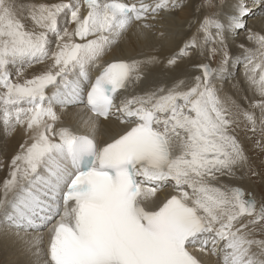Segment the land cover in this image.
<instances>
[{"label": "snow or ice", "instance_id": "1", "mask_svg": "<svg viewBox=\"0 0 264 264\" xmlns=\"http://www.w3.org/2000/svg\"><path fill=\"white\" fill-rule=\"evenodd\" d=\"M181 7L0 0V127L24 137L0 182V229L20 239L40 233L24 240L34 264H205L203 256L264 264V201L229 183L237 170L256 175L238 129L264 151V35L248 29L250 10L241 4L227 19L204 16L168 58L169 68L186 57L218 58L216 68L201 62L191 82L137 93L159 58L107 59L134 24L137 40H147L162 13ZM240 31L256 48L240 45L244 55L233 60L226 37ZM230 62L243 64L259 97L248 108L214 83ZM69 107L90 114L85 133L64 126L60 113ZM101 119L122 128L103 144Z\"/></svg>", "mask_w": 264, "mask_h": 264}, {"label": "bare ground", "instance_id": "2", "mask_svg": "<svg viewBox=\"0 0 264 264\" xmlns=\"http://www.w3.org/2000/svg\"><path fill=\"white\" fill-rule=\"evenodd\" d=\"M247 1L248 0H230L228 3L222 5L220 15L216 17L227 19L229 14L235 13L238 10V7L241 4H244L251 12V14L245 18L247 27L252 30L258 31V33L261 32L264 35V8L259 5L261 0H256L253 4H251L253 0H251L249 3ZM17 2L27 5L31 3H56L60 2V0H17ZM65 2H67V0H65ZM180 3L182 7L178 8L177 12L173 13V11H171L169 13L161 14V17L154 22L156 24V28L153 32L148 34L147 40H137V26L134 24L127 35L113 46L109 56L107 57V59L109 60L143 59L148 55H154L159 58L160 62L157 65L152 66L145 71L142 81L135 88V91L137 93H143L146 89L155 88L156 86H170L177 79H185L188 82H191L194 76L200 74L198 65L201 62L209 63V60L205 59L204 57L194 56L191 58L186 57L179 60L178 67L169 68L167 66L168 58L176 55L179 52L180 48L183 47L185 41L191 38L192 35L196 32L199 21L204 17V11L203 8L200 7V3L198 4L200 11H196L199 10L198 8L196 9V0H181ZM256 5L259 6L256 7ZM255 12H257V14H255ZM24 23L27 27H32L30 20H25ZM161 31L164 33L163 38H161L159 35ZM244 32L245 31H240L238 34H228L227 40H229L230 42H234L235 39H239V36L241 37L242 33ZM237 42L240 44L242 43L244 46H246L245 48H247L248 46L245 41L237 40L235 44H237ZM251 47L256 48V45H249V48ZM234 48L237 49H235L233 53L235 55L239 54L240 52L238 51L240 49L238 50L237 45ZM240 55L238 57L236 56L233 60H235L236 58L242 59ZM242 66L243 64L235 65L233 63H231V66H227L229 70H227V72L225 73V78L228 77V80H230V78H235L236 83L233 80V82L235 83L234 90L227 87V84L226 87L221 85L223 79H215L214 83L217 89L220 90V94L222 96H230L234 100H236V102L243 108H248L249 102L258 100V96L256 95L254 97L253 95H250L252 97L251 99H247V97H245V93L243 92L245 91V88H249V85L248 83H246V81L244 84L243 80L241 79L243 78L241 77L240 73V71H243ZM40 67L42 66H38L37 70ZM216 67L217 66H215L214 68ZM234 69L236 70L235 77L232 76ZM247 93L249 92L247 91ZM255 111L258 116L259 110L257 109ZM60 115L64 126L71 127L74 131L82 134L87 131V129L83 125V121L87 120L90 114H88L82 107H69L61 112ZM97 124L98 128L96 139L100 143H104L117 132L122 130L121 126H119L115 122H106L103 120H99ZM23 139L24 137L22 136L21 132L17 131L9 135L5 134L3 128L0 127V182H2L6 178L8 163L10 162L11 157L18 150V147L23 142ZM241 141L244 144V141ZM243 146L245 147V145ZM245 172H242L239 175H237L236 173L235 177L232 178V180H230L229 182L233 186L240 187L242 190H244L245 194H247L250 193L253 188H251L252 184L248 182V178L245 177ZM167 194V192L161 193L159 195V199L163 200ZM253 196L254 194H249L247 195V198L250 197L254 199ZM39 235V232L31 231L30 234L25 235L23 239H20L12 232H6L3 229H0V257L5 259V262H7L6 264H34L37 258L32 256L25 250L26 246L24 244V240H32L34 237H37ZM47 240V231L43 230V242L40 247L45 250L47 246ZM40 259L41 261H43L44 257L41 256ZM202 259L206 264H216V257L203 256Z\"/></svg>", "mask_w": 264, "mask_h": 264}, {"label": "rangeland", "instance_id": "3", "mask_svg": "<svg viewBox=\"0 0 264 264\" xmlns=\"http://www.w3.org/2000/svg\"><path fill=\"white\" fill-rule=\"evenodd\" d=\"M181 1V0H180ZM230 1V0H229ZM228 0H216V2H215V0H211V4H212V6L211 7H208L207 6V4H208V0H203V1H201V0H196V3H197V6H196V9L198 8L199 10H196L197 12L198 11H200V8H199V6H198V4L200 5V7H202L203 8V11H204V16H206V15H213V16H218V15H220V13H221V7H222V5L223 4H225V3H228L229 2ZM251 0H248L247 2L249 3ZM256 0H253V2L251 3V4H253L254 2H255ZM216 3V4H215ZM256 8V7H255ZM177 10H178V8L176 9V10H173V13H175V12H177ZM216 12H215V11ZM220 10V11H219ZM218 12V13H217ZM206 13V14H205ZM248 29H250V28H248ZM250 30H252V29H250ZM252 31H256V30H252ZM257 33H258V31H256ZM259 34H262L261 32H259ZM263 35V34H262ZM236 37V36H235ZM235 39V38H234ZM233 39V40H234ZM237 40H241V41H245V43L246 44H248V46H247V48L248 49H252V50H255V47H251V48H249V45L250 46H255V44H253L252 42H250V41H248V39H247V32L245 31L244 33H242V36L240 37L239 36V39L238 38H236L235 39V41L234 42H230L229 40H227V37H226V43H227V47H228V51H229V53H230V55L232 56V58L234 59L236 56L238 57L240 54H242V55H244V51H243V48H245L246 46H244L242 43L240 44V43H238L237 42V44H235V42L237 41ZM237 45V47H238V52H240L239 54H234L233 52L235 51V49H237V48H234L235 46ZM240 45H243V48H240ZM234 46V47H233ZM232 49V50H231ZM237 51V50H236ZM242 55H240L241 57H243ZM209 63H211V66L214 68L215 66H218V58L217 59H214V60H212V61H209ZM228 66H231V62L229 63V65ZM243 67V66H242ZM235 68V67H234ZM241 69V68H240ZM227 70H229L228 68H227ZM242 70L243 71H240V73H241V77H243L244 78V69L242 68ZM235 72H236V70L234 69L233 70V74H232V76H234L235 77ZM243 72V73H242ZM228 78V77H227ZM227 78H223V80H222V83H221V85H223V86H227V87H229V88H231L232 90H234L235 89V78H230V80H228ZM243 78H241L242 80H243V82H244V84H245V78L243 79ZM227 80V81H226ZM233 80H234V82H233ZM247 83V82H246ZM225 84V85H224ZM227 84V85H226ZM248 86V85H247ZM250 89V90H249ZM251 90H252V92H251ZM246 91V92H245ZM245 91L243 92V93H245L244 95H245V97H247V99H251L252 97L250 96V95H253L254 97L256 96V94H255V90L253 89V88H251L250 86H249V88H245ZM247 91L249 92V93H247ZM247 93V94H246ZM251 93H253V94H251ZM249 96V97H248ZM257 99H259V97H257ZM241 100H242V98H241ZM237 135L239 136V138L241 139V140H243L244 141V144L243 145H245V151H246V154L248 155V157H249V163H250V165H251V167H252V169L255 171V173H256V175H251L250 173H248L247 171L245 172V170H238L239 171V173H238V171L236 172L237 173V175H239V174H241L242 172H245V177H247L248 178V182H250L252 185V187L251 188H253L252 189V191L250 192V193H247L246 194V197H247V195H249V194H254V196H253V198L257 201V204L259 205V203L261 202V201H264V151H262L259 147H257L256 146V144H255V140L258 138V137H252V134L251 133H245L244 131H242V130H240V129H238L237 130ZM249 140V141H248ZM247 143H248V145H247ZM244 177V176H243ZM232 180V179H231ZM230 183V182H229ZM255 188V189H254ZM255 190V191H254ZM0 262L2 263V264H6L7 262H5V259H3V258H1L0 257ZM0 263V264H1Z\"/></svg>", "mask_w": 264, "mask_h": 264}, {"label": "water", "instance_id": "4", "mask_svg": "<svg viewBox=\"0 0 264 264\" xmlns=\"http://www.w3.org/2000/svg\"><path fill=\"white\" fill-rule=\"evenodd\" d=\"M250 198V197H249Z\"/></svg>", "mask_w": 264, "mask_h": 264}]
</instances>
